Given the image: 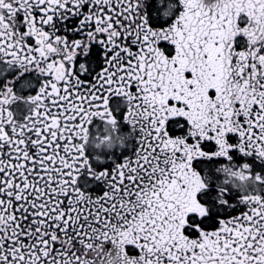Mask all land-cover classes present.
<instances>
[{
  "label": "snow or ice",
  "instance_id": "1",
  "mask_svg": "<svg viewBox=\"0 0 264 264\" xmlns=\"http://www.w3.org/2000/svg\"><path fill=\"white\" fill-rule=\"evenodd\" d=\"M0 264H264V0H0Z\"/></svg>",
  "mask_w": 264,
  "mask_h": 264
}]
</instances>
